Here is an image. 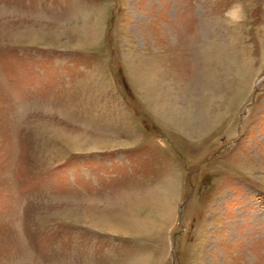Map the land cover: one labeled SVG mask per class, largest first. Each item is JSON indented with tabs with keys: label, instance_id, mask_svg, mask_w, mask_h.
Listing matches in <instances>:
<instances>
[{
	"label": "rangeland",
	"instance_id": "rangeland-1",
	"mask_svg": "<svg viewBox=\"0 0 264 264\" xmlns=\"http://www.w3.org/2000/svg\"><path fill=\"white\" fill-rule=\"evenodd\" d=\"M226 45V120L163 122ZM0 264H264V0H0Z\"/></svg>",
	"mask_w": 264,
	"mask_h": 264
},
{
	"label": "bare ground",
	"instance_id": "bare-ground-1",
	"mask_svg": "<svg viewBox=\"0 0 264 264\" xmlns=\"http://www.w3.org/2000/svg\"><path fill=\"white\" fill-rule=\"evenodd\" d=\"M204 46H209L208 48L212 46V50L216 48V44L210 41L208 44H203ZM229 47V45H226V49H222V53L225 55V58L221 61L225 68L226 77L224 79L216 81V75L210 74L207 77L209 81L206 83L204 81V84H201V89L192 90L190 91L191 93L186 95L181 94L182 97L176 96L171 89L158 90L155 87H150L144 91V94L150 98L151 107L157 112L161 120H164L163 122L167 121L165 123L172 125L175 130L184 135L203 138L226 120L230 110H232L237 101L236 98L241 92L239 85L242 79L240 67L238 69L235 68V54L232 48ZM205 51L203 54H208ZM217 52L218 49H214L216 55L218 54ZM210 59L212 62L211 55ZM151 100H153V103H151ZM93 143L95 144L96 142L94 141ZM129 218H132V222L135 223L133 225H136V223L140 225L142 223L138 221L136 213L131 212ZM110 226L111 228L119 229V231L127 229L126 226L121 227L119 224H113L112 220ZM137 231L139 230L137 229Z\"/></svg>",
	"mask_w": 264,
	"mask_h": 264
},
{
	"label": "crops",
	"instance_id": "crops-1",
	"mask_svg": "<svg viewBox=\"0 0 264 264\" xmlns=\"http://www.w3.org/2000/svg\"><path fill=\"white\" fill-rule=\"evenodd\" d=\"M122 123V122H121ZM116 124H120L119 122H117ZM110 125H112L111 127H113L114 128V126L115 125H113V124H110ZM122 125H125V124H122ZM122 127V126H121ZM139 127H141L140 125H139ZM112 128V129H113ZM122 129H124V130H122ZM121 130L120 129H118V130H120V132H122L121 134H122V140H124V141H129V139H131V130H130V126H126V127H123ZM130 148H132L131 146H127V147H125V148H122V147H120V148H116V149H118V150H129Z\"/></svg>",
	"mask_w": 264,
	"mask_h": 264
}]
</instances>
